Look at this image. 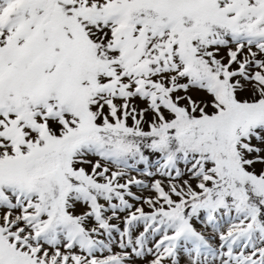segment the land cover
I'll return each mask as SVG.
<instances>
[{"label":"snow or ice","instance_id":"snow-or-ice-1","mask_svg":"<svg viewBox=\"0 0 264 264\" xmlns=\"http://www.w3.org/2000/svg\"><path fill=\"white\" fill-rule=\"evenodd\" d=\"M0 264H264V0H0Z\"/></svg>","mask_w":264,"mask_h":264}]
</instances>
